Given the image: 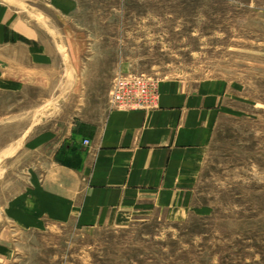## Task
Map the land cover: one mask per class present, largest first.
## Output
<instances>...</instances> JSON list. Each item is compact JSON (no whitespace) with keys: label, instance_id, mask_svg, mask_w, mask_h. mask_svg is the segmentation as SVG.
I'll return each mask as SVG.
<instances>
[{"label":"rangeland","instance_id":"374dc122","mask_svg":"<svg viewBox=\"0 0 264 264\" xmlns=\"http://www.w3.org/2000/svg\"><path fill=\"white\" fill-rule=\"evenodd\" d=\"M57 49L51 85L0 104V264H264V0H0ZM213 83L225 99L189 212L27 229L7 215L38 132L96 122L122 74Z\"/></svg>","mask_w":264,"mask_h":264},{"label":"crops","instance_id":"0c3cea01","mask_svg":"<svg viewBox=\"0 0 264 264\" xmlns=\"http://www.w3.org/2000/svg\"><path fill=\"white\" fill-rule=\"evenodd\" d=\"M57 49L15 7L0 1L2 98L54 82ZM152 109L110 108L96 122L45 130L18 149L32 155L5 215L27 229L73 222L88 228L129 214L189 212L192 189L225 99L213 83L158 81Z\"/></svg>","mask_w":264,"mask_h":264},{"label":"built area","instance_id":"2783aa9c","mask_svg":"<svg viewBox=\"0 0 264 264\" xmlns=\"http://www.w3.org/2000/svg\"><path fill=\"white\" fill-rule=\"evenodd\" d=\"M158 82L146 74H122L115 77L110 88V103L117 109L147 110L156 106Z\"/></svg>","mask_w":264,"mask_h":264}]
</instances>
